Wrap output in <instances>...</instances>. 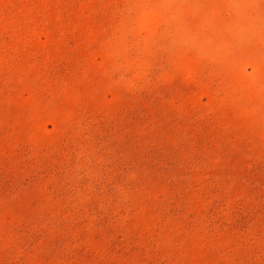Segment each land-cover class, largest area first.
<instances>
[{
	"label": "rangeland",
	"instance_id": "374dc122",
	"mask_svg": "<svg viewBox=\"0 0 264 264\" xmlns=\"http://www.w3.org/2000/svg\"><path fill=\"white\" fill-rule=\"evenodd\" d=\"M0 264H264V0H0Z\"/></svg>",
	"mask_w": 264,
	"mask_h": 264
}]
</instances>
